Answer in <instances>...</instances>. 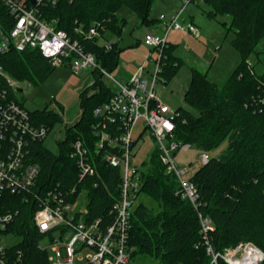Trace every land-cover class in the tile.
I'll return each instance as SVG.
<instances>
[{"label": "trees", "instance_id": "trees-1", "mask_svg": "<svg viewBox=\"0 0 264 264\" xmlns=\"http://www.w3.org/2000/svg\"><path fill=\"white\" fill-rule=\"evenodd\" d=\"M204 1L208 18H229L227 24L221 25L227 33H233L231 47L239 62L222 86L210 81L205 72L191 70L183 97L190 109L175 110L179 116L174 120V137L200 152L210 153L224 141L227 147L218 157L210 156L205 165L194 169L192 182L199 197L197 209L180 197L178 182L174 175L165 173L157 148L147 162L140 164L139 195L145 194L157 208L138 203L131 214L128 245L134 248L132 261L143 256L156 259L159 264H210L200 233L199 214L213 222L211 242L217 251L249 242L264 254V74L252 73L247 61L264 37V0ZM153 2L59 0L50 11L58 19L57 28L73 39L78 38L75 28L87 30L95 22L119 38L125 21L119 18L118 10L126 7L138 16L141 24L149 25L153 22L149 17ZM81 42L108 73L116 67L119 53L116 42L109 52L98 44V39ZM172 48L168 45L163 50L158 80H170L182 64L172 54ZM0 66L14 80L26 83L43 81L55 69L36 49L10 50L0 55ZM111 96L102 75L96 76L82 91L80 119L65 129L57 153L49 151L44 140L31 143L28 158L39 168L33 189L19 194L5 193L1 200V209L14 216L7 233L21 237L18 244L9 248L10 264H49L47 251L39 247L44 235L32 223L49 191L64 194L75 187L71 201L84 191L85 221L99 220L104 227L112 224L121 173L103 159L110 148H96L92 129L93 111ZM29 113L34 126L43 125L48 131L61 122L60 116L53 112ZM107 130L115 133V126L108 124ZM78 138L84 142L94 168L81 181L77 179L76 162L70 158L71 144ZM218 264L225 263L218 261Z\"/></svg>", "mask_w": 264, "mask_h": 264}, {"label": "built area", "instance_id": "built-area-1", "mask_svg": "<svg viewBox=\"0 0 264 264\" xmlns=\"http://www.w3.org/2000/svg\"><path fill=\"white\" fill-rule=\"evenodd\" d=\"M179 1L182 3L180 11L169 20L160 18L161 35L144 36V44L158 52L151 78L147 79L143 75L147 65L144 62L128 83H121L100 66L95 55L86 51L81 42L101 38L106 32L101 23L95 22L87 30L78 26L74 30L78 38L73 39L57 28L58 19L51 14L50 10L57 6L59 0H0V55L10 50L22 52L25 49H36L55 67L67 66L75 75L92 69L112 84L109 101L93 111L95 123L92 127L96 148H110L103 159L121 173L119 199L114 204L112 224L104 227L99 220L85 221V209L75 210L77 199L71 201L76 192L75 187L64 194L47 192L42 198L41 208L33 215L32 223L44 236H50L58 229L61 232V236L52 241L49 249L39 246L47 251L49 264H75V260L84 264H133L134 248L128 245V232L129 220L137 205L141 188L139 166L132 162L136 146L133 131L140 120L157 145L165 173L175 176L180 197L197 209L199 197L192 182L194 169L175 162V156L179 152H187L193 147L175 140L174 120L179 114L160 103L155 93L161 71L159 61L163 50L168 47L169 33L176 31L195 39L200 38V32L194 24L181 22L184 8L196 0ZM112 46L111 42L103 45L106 52L111 51ZM248 68L254 72L249 62ZM28 87L26 85V89ZM20 88L19 81L11 78L0 66V264L11 262V247H5L3 239L11 235L7 233V228L14 220L11 213H5L1 209L2 197L5 193L19 194L33 189L39 168L29 161V149L31 143L44 140L49 132L43 125H33L29 111L17 100ZM108 124L115 126V133L108 132ZM70 158L76 162L78 181L93 173L87 148L80 138L71 144ZM209 160V153L201 152L200 166ZM199 220L210 264H218V261L225 264L263 263V252L249 242H240L234 247L217 251L211 242L213 222L201 214ZM68 231L71 232V237L64 243L62 238ZM83 249L89 252L84 257L78 256Z\"/></svg>", "mask_w": 264, "mask_h": 264}, {"label": "rangeland", "instance_id": "rangeland-1", "mask_svg": "<svg viewBox=\"0 0 264 264\" xmlns=\"http://www.w3.org/2000/svg\"><path fill=\"white\" fill-rule=\"evenodd\" d=\"M159 0H154L149 17H152L158 9L161 8ZM180 2V1H178ZM181 3V2H180ZM182 5V3H181ZM191 3L188 8L194 12L195 22L200 27L201 38L195 39L190 35L172 32L169 34L167 43L173 46L172 54L181 60V66L177 73L168 81L159 78L155 93L160 103L168 106L171 110L180 107L190 109L184 102L183 97L190 80L191 70L197 69L205 72L207 78L215 82L218 86H222L234 66L239 62V56L231 47L233 33H227L222 27L221 22L226 24L229 22L227 16H218L216 19H210L203 14L202 11L207 10L206 4L200 2V8L195 9ZM157 12V13H158ZM118 16L124 19L125 24L121 31L120 37L106 33L104 38H99L98 43L105 45L107 42L116 41L118 53V62L116 67L110 72V75L118 81H130L133 73H135L143 64L147 62L143 75L150 79L155 71V59L158 52L153 48L146 46L143 42L146 32V25L141 24L138 16L126 7L118 10ZM172 15L166 16L167 19ZM201 20H205L204 22ZM158 34L161 35L159 32ZM149 59H152L151 61ZM253 71L257 75L264 74V37L257 46L256 53L252 54L247 60ZM88 69L77 75L73 74L67 66H56L55 69L43 80L31 83L19 82L21 91L17 93V100L27 111H48L57 114L61 118V122L55 123L50 127L48 134L44 139V146L51 152L57 153L58 142L64 140L65 129L74 125L81 116L80 95L83 90L90 86L99 76V72ZM123 77H126L124 79ZM102 82L112 90L111 81L102 77ZM26 85L29 87L26 89ZM196 113L195 111H193ZM133 139L136 140L134 148L135 156L133 164L147 162L149 156L157 148L156 143L152 139L150 132L145 129L144 123L140 120L133 131ZM227 147V141H224L217 149L210 152L211 157H218ZM201 152L191 148L187 152H179L175 156V162L180 166H191L192 169L200 167L199 156ZM143 203L148 208H157V204L147 197L140 194L136 200V204ZM87 204L86 193L83 191L76 200L75 210L83 211ZM61 236L60 230H54L50 236L45 235L39 240V246L49 249L53 240ZM71 237L68 231L62 238L66 243ZM21 241L18 235H8L3 239L5 247H12ZM89 251L83 249L79 251L78 256L84 257ZM133 264H159L156 259L150 257L138 256L132 262ZM75 264H84L75 260Z\"/></svg>", "mask_w": 264, "mask_h": 264}, {"label": "crops", "instance_id": "crops-1", "mask_svg": "<svg viewBox=\"0 0 264 264\" xmlns=\"http://www.w3.org/2000/svg\"><path fill=\"white\" fill-rule=\"evenodd\" d=\"M179 0H159V5H161V8L160 9H158L159 10V12L158 11H156L155 12V14L152 16V17H150V19H152L153 20V22L151 23V24H149V25H146L147 26V28H146V32H145V34H157V35H159L158 33L160 32V33H162V25H161V22H160V18H162V17H164V18H166L167 19V17L166 16H168V15H174V14H176L178 11H180L181 9H182V5H181V3L180 2H178ZM200 2H202L203 4H205V1L204 0H196V2H193V4H194V8L195 9H198V8H200ZM190 5L191 4H189V5H187L185 8H184V10H183V13H182V15H181V22H183V23H192V24H194L197 28H198V30L199 31H201V29H200V27L197 25V23L195 22V16H194V12L193 11H191L190 10V13L189 14H187L188 13V8H190ZM158 12V13H157ZM203 12V14H205V16H206V12H207V10H204V11H202ZM208 18V17H207ZM201 21H205V20H201ZM172 32H175V33H179V32H176V31H172ZM172 32H170L169 34H171ZM202 32V31H201ZM106 33H110V34H112L110 31H106L104 34H102V37L101 38H104V36H105V34ZM181 34H183V33H181ZM112 35H114V34H112ZM188 35V34H187ZM145 36V35H144ZM169 36V35H168ZM201 36H202V34H200V38H201ZM168 39V38H167ZM116 41H112L111 43H115ZM117 43V42H116ZM99 45H103V44H100V43H98ZM168 45H170V46H172L170 43L168 44ZM173 47V46H172ZM145 62V61H144ZM144 62H143V64H144ZM142 64V65H143ZM237 65V64H236ZM235 65V66H236ZM234 66V67H235ZM233 70V69H232ZM134 74V73H133ZM124 79H126V77H123ZM119 82H121V83H128L127 81H125V82H123V81H119ZM188 84H189V82H188ZM188 87V86H187Z\"/></svg>", "mask_w": 264, "mask_h": 264}, {"label": "bare ground", "instance_id": "bare-ground-1", "mask_svg": "<svg viewBox=\"0 0 264 264\" xmlns=\"http://www.w3.org/2000/svg\"><path fill=\"white\" fill-rule=\"evenodd\" d=\"M88 50V49H87ZM95 72V71H94Z\"/></svg>", "mask_w": 264, "mask_h": 264}]
</instances>
